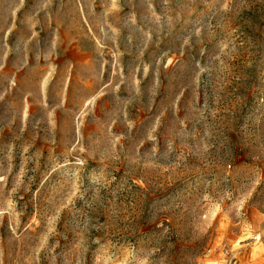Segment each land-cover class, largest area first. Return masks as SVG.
<instances>
[{
  "label": "rangeland",
  "instance_id": "1",
  "mask_svg": "<svg viewBox=\"0 0 264 264\" xmlns=\"http://www.w3.org/2000/svg\"><path fill=\"white\" fill-rule=\"evenodd\" d=\"M0 264H264V0H0Z\"/></svg>",
  "mask_w": 264,
  "mask_h": 264
}]
</instances>
